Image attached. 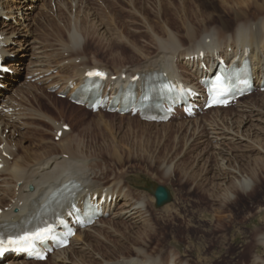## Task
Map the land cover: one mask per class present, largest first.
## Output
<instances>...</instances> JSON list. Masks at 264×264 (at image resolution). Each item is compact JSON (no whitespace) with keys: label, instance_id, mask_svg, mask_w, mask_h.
I'll use <instances>...</instances> for the list:
<instances>
[{"label":"rangeland","instance_id":"374dc122","mask_svg":"<svg viewBox=\"0 0 264 264\" xmlns=\"http://www.w3.org/2000/svg\"><path fill=\"white\" fill-rule=\"evenodd\" d=\"M38 6L32 17V35L29 33L6 35L3 32V35L13 38L16 43L13 50L4 56L7 71L9 69L14 72V66L26 67L27 70L14 82L17 84L20 81L27 82L25 91L18 95L28 100L26 103L29 107L40 113H47L46 115L51 116L53 120V122L26 120V123L35 126L31 125L27 130H23L27 132L23 145L30 147L32 153L41 154L48 151L54 143L60 141L57 139L56 128L63 123L72 131L70 138L81 142L86 156L94 159L95 167L104 172L106 178L112 175L127 179L146 176V179L152 180L154 184L157 182L155 188L164 186L171 191L173 197V202L169 204L171 208L167 211L163 209L164 207L158 209L155 199L152 206L151 217L158 233L153 239L151 249L156 247V253L162 250L163 255H166L171 242L179 240L186 258L197 262L198 256H205L211 258L213 264H227L231 258L225 256L222 250L230 246L234 239L238 253L231 255L235 259L234 264H250L252 255L262 253L264 250L256 246L254 233L255 229L264 228L261 227L262 223H259L260 216H257L258 207L264 206V174L260 176L262 187L261 193H257L259 199L244 198L237 206L232 207L230 212L235 218L230 219L232 221L229 220V224L225 220L230 212L222 213L225 228L213 234L209 230L216 225L212 223V219L219 211L218 205L207 199V194L204 193V190L213 191L217 188L216 176L220 173L217 151L219 147L233 149V156L227 162L231 168H246L244 171H249L250 166L260 167L261 161L264 160V154L259 151L249 153L244 149H234L237 145L223 139L221 134L215 135L220 140L211 138L212 131L217 128L240 130L233 118L237 105L219 113L207 111L190 118L191 120L178 112L169 122L145 121L138 116L107 111L93 112L85 107L76 106L67 97L68 93L63 95L58 93V88L48 89V84L40 82L41 78L34 77L35 73L32 72L41 68L50 69L55 78L53 81L64 83V80L73 76L75 70L64 69L63 65L73 58H84L87 66L98 65L109 71L121 67L122 64L123 67L139 65L143 63L145 56L149 54L154 56L157 53L155 35L163 37L165 23H169L181 38L185 36L183 24L187 18L190 23L198 25L199 20L207 21L208 17L212 16L215 20L214 25H219L221 19H228L232 26H236L235 16L238 13L248 12L252 17L254 14L257 17L261 10L259 8L264 6V0H42ZM7 21L3 24L1 32L9 25H15L14 20ZM74 29L81 37L80 47L71 43L70 33ZM183 39L188 45L189 42ZM29 40H34L37 45L30 52L26 47ZM12 74L10 76H16ZM6 88L3 89L4 93ZM263 93L255 92L245 97L242 102L259 105L264 101ZM35 97H38L37 100ZM139 122L148 125L144 126ZM258 126H261L257 131L258 137L264 139V123ZM6 135H9V131H6ZM42 142L44 146L40 148ZM36 143H39V146H35ZM167 167L172 171L170 179L164 177ZM150 188L153 189L151 186L147 191H150ZM147 191L144 192L152 195ZM249 213L253 214L254 218L249 217ZM104 220L109 223L108 219ZM132 226L126 222L120 223L115 227L117 232L110 231L104 235L105 238L93 242L92 252H101L112 260L131 253V242L126 243V249L119 247L115 249L113 246L119 245L121 239H127V236L130 238L127 232L132 236L140 232L141 226L137 228ZM161 233L164 234L163 238Z\"/></svg>","mask_w":264,"mask_h":264},{"label":"bare ground","instance_id":"6f19581e","mask_svg":"<svg viewBox=\"0 0 264 264\" xmlns=\"http://www.w3.org/2000/svg\"><path fill=\"white\" fill-rule=\"evenodd\" d=\"M40 1L42 0H0L1 55L10 53L14 48L13 45H16L13 38L3 35V32L6 35H21L23 33L32 35V17L36 8L39 7L38 3ZM259 10V17L257 15L255 17V14L252 17L248 12L245 14L238 13L235 16L236 26H232L228 19H221L219 25H214L215 20L212 16H209L207 21L206 19L199 20L198 25L190 23L187 18L183 24L185 28V36L183 38L186 39L187 43L189 42L188 45L185 44L181 35L172 29L169 23H165L163 26V37L155 35L158 46L157 53H154V56L150 54L145 56V60L139 65L123 67L122 64L121 67L109 71V69L98 65L87 66L88 64L85 63L84 58H73L68 63L62 64L64 69L73 68L75 70L73 76L68 77L66 81L64 80V83L53 81L55 78L52 76V70L50 69L44 70L41 68L32 73H35L34 77L41 78L40 82H46L48 89L57 87L59 89L58 93H68V97H70L71 93L83 85L89 71L93 69L104 70L109 73L102 95L107 100L106 110L110 102L115 99L118 91L120 89L125 90L130 83L135 81L137 75H139V78L136 79L134 84L137 85L138 96L141 94V85L146 78L150 76H165L166 81L178 84L181 88L188 90L190 100L196 110L195 115L203 114L205 112L199 111L205 105L203 101L205 99L203 85L210 71L214 69L216 71L218 68L220 59L224 62L228 61L227 64L229 65L230 61L234 62L237 60L239 66H242L243 61L249 60L252 64L253 84L258 86L256 92H264V6L260 7ZM8 19L14 20L15 25H9L1 32L3 24L7 23ZM70 40L73 46L77 45V47H80L82 40L76 29L70 33ZM35 46L37 45H35L34 40H29L26 44L29 52L35 49ZM220 64L222 65L223 62ZM4 65L0 67V226L6 228L22 227L39 214L52 192L61 188L67 182L75 181L80 182L81 190L74 198V204L82 206L84 199L87 197L92 204L98 207L101 214L96 218L93 225L80 226L76 222L73 210L69 207L65 211L64 217L71 225H75L77 234L71 239V243L67 248L55 251L48 257L47 261L43 262L29 260L24 253L14 252L10 255L0 253V264H45L49 261H52L53 264H213L214 261L205 256H198L197 262L186 258L183 252V245L179 240L171 242L166 255H163L164 251L162 250L156 253V247L151 249L153 239L158 233L155 229L157 226H154L151 217L155 199L153 195L154 188L157 182L154 184L152 180L146 179V176H144L145 178H135L134 176L127 179L112 175L106 178V174L95 167L94 159L86 156L81 142H76L70 138L72 131L63 130V127H65L63 123L59 124L58 122L59 125L56 128L55 124L57 122H54V127L57 130L56 135L60 131L63 132V135L58 143H54V146L49 148L50 150L37 154L32 153L30 147L24 146L23 143L26 140L27 132L25 133L23 130H27L31 125L35 126L32 123H26V120L51 122L53 120L51 116L50 118L46 115L47 113L43 114L35 108L29 107L26 103L28 100L19 96L25 91L27 82L20 81L19 84L14 82L22 76L21 73L27 71L26 67L18 66L15 68L14 66V73L9 69L7 71ZM11 73L16 76H10ZM5 88L6 93L3 90ZM37 98L35 97L36 100ZM244 99L245 97L238 101L233 117L240 130H237L238 128L236 129L237 131L231 128H217L219 131L214 129L211 133V138L220 140L215 135L221 134L223 139L237 145L234 147L236 150L244 149V151H249V153L259 151L264 154V139L259 138L257 132L261 129L258 124L264 123V101L260 102L259 106L257 103H244L242 102ZM116 107L118 109L121 107V101ZM224 110H228V108H215L208 112L219 113ZM174 112L182 113L189 120L193 117V114H185L183 106H175ZM139 123L144 126L148 125L142 122ZM257 127L260 128L257 129ZM242 128H246V130ZM209 129L211 128L209 127ZM6 131H9V135H6ZM35 146H39V143ZM43 146L42 142L40 148H43ZM232 150L229 147L218 148L220 173L216 176L218 181L217 188L213 191L204 190V193L207 194L206 198L212 200L216 206L218 205L217 209L219 210L212 219V223H216V225L209 230L211 234L224 230V223L227 221L229 224V220L235 218L230 209L237 206L242 199H252L254 197V199H259L260 197L257 193H261L262 181L260 176L264 174V160L261 161L260 167H257V165L250 166L249 171H244L246 168H231L227 162L233 156ZM171 172V169L167 167L164 177L170 179L172 177ZM127 183L131 184L130 186L132 187ZM151 186L153 189L150 188L151 190L147 191ZM144 191L150 192L152 195H148ZM171 201L164 205V208H161L167 211L171 208L169 207ZM227 212H230V215L223 222L224 219L221 214ZM248 216L254 218L253 214L249 213ZM257 216H260L258 220L259 223H262L261 227L264 226V206L258 207ZM104 219H108L109 223ZM125 222L135 228L141 226L140 232L138 234L136 232L135 236L127 232L130 238L127 236V239H121L122 242L119 245L112 246L115 249L118 247L126 249V243L131 242V253L112 260L101 252H92L93 242H98L99 238H105L104 235L110 231L117 232L115 227ZM117 223L118 226H116ZM60 229L63 230L64 228L60 227ZM254 233L256 246L263 249L264 228L262 230L257 228ZM163 236L164 234L162 235L161 233V238ZM233 240L230 246L222 250L225 256L231 258L227 264H234L235 259L231 255L238 254ZM232 260L233 262H231ZM250 264H264V250L262 253H254Z\"/></svg>","mask_w":264,"mask_h":264},{"label":"snow or ice","instance_id":"6c2138e0","mask_svg":"<svg viewBox=\"0 0 264 264\" xmlns=\"http://www.w3.org/2000/svg\"><path fill=\"white\" fill-rule=\"evenodd\" d=\"M91 76L103 77V73H89ZM75 235V233H71ZM57 233L51 225L45 227L36 228L34 231L27 232L23 236L19 237L17 240L8 241L7 243L12 245H25L29 250H35L37 242H44L49 239H56ZM5 241L0 239V251L4 250ZM61 247L66 246L64 243L60 244ZM40 259H46V257L41 256Z\"/></svg>","mask_w":264,"mask_h":264},{"label":"water","instance_id":"95a60500","mask_svg":"<svg viewBox=\"0 0 264 264\" xmlns=\"http://www.w3.org/2000/svg\"><path fill=\"white\" fill-rule=\"evenodd\" d=\"M154 197L156 199V207L161 208L172 199L171 192L168 188L164 186H157L154 189Z\"/></svg>","mask_w":264,"mask_h":264}]
</instances>
